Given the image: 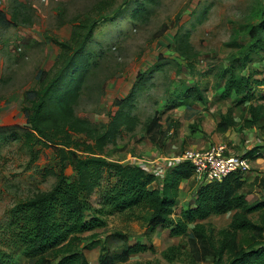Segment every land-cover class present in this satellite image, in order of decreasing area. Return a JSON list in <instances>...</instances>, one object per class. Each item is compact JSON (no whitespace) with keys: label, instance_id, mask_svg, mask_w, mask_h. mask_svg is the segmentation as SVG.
<instances>
[{"label":"rangeland","instance_id":"1","mask_svg":"<svg viewBox=\"0 0 264 264\" xmlns=\"http://www.w3.org/2000/svg\"><path fill=\"white\" fill-rule=\"evenodd\" d=\"M17 1L0 0V9L13 20L10 26L0 25V126L5 127L0 135V246L12 254V264H32L36 257L25 255L5 226L14 203L50 189L59 167L52 146L37 145L31 152L23 145L24 129L29 126L23 111L26 92L36 85L42 69L54 67L60 52L54 39H68L75 21L91 14L101 0H20L24 3L20 11ZM103 1L111 4L106 13L122 11L95 29L89 50L96 63L77 113L106 122L118 101L135 90L133 112L139 122L133 130L123 128L116 141L107 145L105 153L110 159L143 165L157 175L154 186L161 187L168 170L185 160L188 149L202 150L213 144H225L235 154L263 149L264 108L255 125L243 126L252 116L251 104L264 106V50H251L245 66L238 57L249 41V30L264 18V0ZM138 2L144 11H135ZM184 34L191 44L188 55L178 46ZM228 67L238 79L251 77L250 88L243 94L227 93ZM194 85L204 100L186 96ZM228 111L237 123L219 132L217 123ZM154 115L161 130L157 144L142 126ZM250 159L251 168L243 174L247 198L253 202L264 198V150ZM66 172L74 176L71 165ZM197 188L192 177L181 180L174 216L194 204ZM101 200L100 190L92 194L95 208ZM87 213L90 216L93 211ZM233 213L214 214L202 221L215 228L226 227ZM103 218L105 226L83 233L90 264L98 263L102 244L114 252L137 241L153 242L155 249L131 255L126 264H215L212 257L203 258L190 234L171 236L160 225L152 232L143 217L128 218L125 213ZM94 232L97 235L90 236ZM173 245H180L181 255L170 261L164 251Z\"/></svg>","mask_w":264,"mask_h":264},{"label":"trees","instance_id":"2","mask_svg":"<svg viewBox=\"0 0 264 264\" xmlns=\"http://www.w3.org/2000/svg\"><path fill=\"white\" fill-rule=\"evenodd\" d=\"M17 5L20 11L24 3L18 0ZM110 5L99 1L91 14L75 21L68 39H54L60 47L54 67L42 69L36 85L26 92L23 111L29 126L24 129L23 145L31 152L37 145L52 146L59 168L50 189L19 198L11 207L5 230L11 234L12 242L21 245L28 257H36L32 264H90L84 252L88 244L83 243V233L105 226V214L125 213L128 218L143 217L152 232L160 225L168 228L171 235L190 234L203 258L212 257L215 264H264V198L253 202L248 200L244 172H231L220 181L198 185L194 204L174 216L178 186L181 180L193 175L189 161L182 160L168 170L159 187L154 186L157 175L143 165L110 159L105 153L107 145L116 141L123 128L133 130L139 122L133 112L135 90L118 101L117 110L109 114L106 122H95L77 113V105L88 88L91 69L96 63L91 61L89 50L95 29L102 20L122 11L119 8L108 14L105 11ZM137 5L135 11H144L142 3ZM12 24L13 20L0 9V25ZM178 46L184 55H188L191 44L187 34L178 38ZM260 49L264 50V18L249 30V41L238 59L245 66L249 52ZM228 71V94L241 95L250 88V76L242 75L238 79L232 67L225 70ZM102 87L101 82L99 91ZM186 96L201 101L205 99L195 85L187 90ZM263 108L251 104L252 116L244 120L243 127L255 125L263 115ZM158 121L154 115L142 122L156 144L161 131ZM236 123L228 111L218 121L217 130L225 132ZM4 129L0 126V135ZM259 148L245 155L261 154L264 146L262 150ZM68 165L73 168V177L66 172ZM261 181L264 186V179ZM97 190L102 195L99 208L91 203L92 194ZM144 210L146 215L141 216L140 212ZM88 211H93L92 215L89 216ZM230 211L234 213L226 227L215 228L202 221L211 215ZM95 235L97 232L90 236ZM148 237L151 239L150 235ZM154 249L152 242L137 241L112 252L102 244L98 264H126L131 255ZM179 255L180 245L164 251L165 258L170 261ZM0 264H12V254L1 246ZM129 264L150 263L136 261Z\"/></svg>","mask_w":264,"mask_h":264},{"label":"built area","instance_id":"3","mask_svg":"<svg viewBox=\"0 0 264 264\" xmlns=\"http://www.w3.org/2000/svg\"><path fill=\"white\" fill-rule=\"evenodd\" d=\"M184 156L193 166L192 178L198 185L220 181L231 172H246L251 168L250 157L231 152L225 144H213L202 150L188 149Z\"/></svg>","mask_w":264,"mask_h":264},{"label":"crops","instance_id":"4","mask_svg":"<svg viewBox=\"0 0 264 264\" xmlns=\"http://www.w3.org/2000/svg\"><path fill=\"white\" fill-rule=\"evenodd\" d=\"M168 231H169V233H170V230L168 229V228H166ZM171 235V234H170ZM171 236H174V235H171ZM153 243V242H152ZM154 244V243H153ZM98 260V259H97ZM98 262V261H97ZM98 264V263H97Z\"/></svg>","mask_w":264,"mask_h":264}]
</instances>
